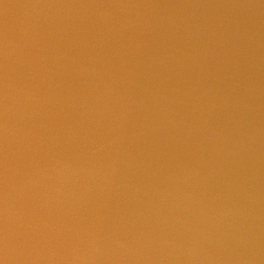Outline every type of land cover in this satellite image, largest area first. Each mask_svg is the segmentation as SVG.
<instances>
[{
  "label": "water",
  "instance_id": "1",
  "mask_svg": "<svg viewBox=\"0 0 264 264\" xmlns=\"http://www.w3.org/2000/svg\"><path fill=\"white\" fill-rule=\"evenodd\" d=\"M0 264H264V0H0Z\"/></svg>",
  "mask_w": 264,
  "mask_h": 264
}]
</instances>
